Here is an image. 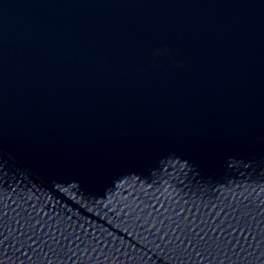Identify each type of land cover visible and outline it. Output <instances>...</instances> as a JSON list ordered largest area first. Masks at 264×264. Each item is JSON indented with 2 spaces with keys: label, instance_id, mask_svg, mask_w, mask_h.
<instances>
[{
  "label": "water",
  "instance_id": "water-1",
  "mask_svg": "<svg viewBox=\"0 0 264 264\" xmlns=\"http://www.w3.org/2000/svg\"><path fill=\"white\" fill-rule=\"evenodd\" d=\"M0 264H264V0H0Z\"/></svg>",
  "mask_w": 264,
  "mask_h": 264
}]
</instances>
